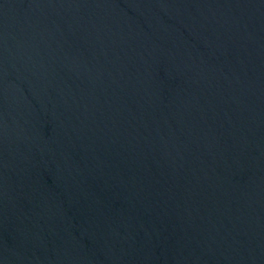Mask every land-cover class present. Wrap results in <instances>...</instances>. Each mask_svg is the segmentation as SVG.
Listing matches in <instances>:
<instances>
[{"label":"water","instance_id":"95a60500","mask_svg":"<svg viewBox=\"0 0 264 264\" xmlns=\"http://www.w3.org/2000/svg\"><path fill=\"white\" fill-rule=\"evenodd\" d=\"M0 264H264V0H0Z\"/></svg>","mask_w":264,"mask_h":264}]
</instances>
